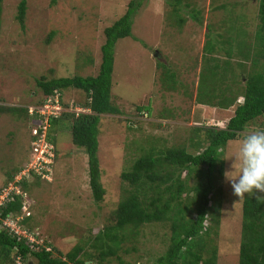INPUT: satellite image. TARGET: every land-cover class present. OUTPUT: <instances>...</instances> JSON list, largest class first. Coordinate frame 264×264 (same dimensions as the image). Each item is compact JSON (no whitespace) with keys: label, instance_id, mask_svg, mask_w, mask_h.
Wrapping results in <instances>:
<instances>
[{"label":"rangeland","instance_id":"obj_1","mask_svg":"<svg viewBox=\"0 0 264 264\" xmlns=\"http://www.w3.org/2000/svg\"><path fill=\"white\" fill-rule=\"evenodd\" d=\"M129 1L26 0V15L21 25L16 20L20 0H3L0 108L28 110L38 107L36 103L42 99V94L36 82L42 78L97 76L101 62L100 47L104 43L103 30L123 16ZM193 2L190 0L191 8L202 13V25L185 16L187 21L177 32L169 26L173 20L167 21V16L172 13L168 15L173 0H144L133 18L132 36L115 44L110 104L119 110V115L101 116L98 126L97 156L100 182L105 190L102 203L96 204L92 198L87 157L82 148L73 145L68 132L69 122L53 128L56 145L51 180L48 183L39 181L29 189L27 197L29 213L33 215L30 225L36 234L30 238L35 242L48 241L63 253L76 248L75 259L87 261V264H119L113 256H107L100 262L90 241L100 229L115 226L119 201L126 191L131 190L121 180V174L131 172L134 163L152 150L184 147L194 153L192 145H189L193 144L190 133L194 129L200 126L223 128L232 116L236 104L232 103L229 109H218L199 105L197 98L200 93H210L209 88H204L207 82L217 88L215 97L211 99L213 105L221 98L218 90H222L225 97H230L229 92L239 94L236 90L242 88V84L235 82H245V78L242 76L240 80L238 75L250 70L251 61L250 58L245 60L242 51L239 52L234 33L232 36L227 34L229 26L234 25L227 23L226 17L230 12L247 16V31L251 36L244 41L253 44L252 35L258 21L252 7L257 6V1ZM225 2L234 5L228 14L215 10ZM244 2L248 5L240 6ZM177 9L181 10L178 14L181 16L185 8L180 6ZM207 40L213 42L208 46L213 47L215 53L212 57L219 66L211 71L202 58ZM226 51L231 59L227 58ZM258 60L259 66L264 65V59ZM226 61L231 63L229 67L224 64ZM158 63L165 64L171 72L163 71L162 74ZM225 83L228 84L226 93L223 89ZM61 96L67 109H82L88 101L85 93L73 89L64 90ZM28 123L22 113L0 114V188L4 187L7 175L31 159ZM262 129L257 120L224 148L225 170L215 193L220 196L222 210L219 224L209 225L214 234L204 253V258H209L211 248H216V264H237L243 198L234 195L227 176L235 178L239 174V161L232 157L238 152L242 139ZM196 135L203 138V133ZM28 180L29 183L34 181L33 178ZM193 182L191 180L189 185ZM169 226L168 222L155 223L116 232V237H122V251L117 255L123 264H155L169 246ZM85 254H90L91 259ZM14 264L35 262L30 259Z\"/></svg>","mask_w":264,"mask_h":264},{"label":"trees","instance_id":"obj_2","mask_svg":"<svg viewBox=\"0 0 264 264\" xmlns=\"http://www.w3.org/2000/svg\"><path fill=\"white\" fill-rule=\"evenodd\" d=\"M193 1L191 0V3H194ZM143 2L144 0L129 1L123 16L103 30L104 43L100 47L101 62L97 76H74L48 80L42 78L36 82V86L42 94V99L36 103L38 105L56 92L62 95L63 91L67 89L81 91L87 97L88 101L83 105V108L87 109L89 113L80 114L77 117L74 114H63L60 118L52 120L47 138L55 147L53 128L61 127L62 123L69 122L68 132L71 134L73 145L82 148L87 157L88 184L96 204L102 203L105 196V190L100 182L101 171L97 156L100 117L119 115V110L110 104L114 47L118 40L132 36L133 18ZM255 2L257 6L252 7V11H255L254 15L258 25L252 35L253 44L244 41V38L251 36L247 31V16L233 14L229 8L231 6L234 8V5L226 2L215 9L223 10L225 14L230 12L226 21L233 23L234 27L230 25L227 34L232 36L234 33V42L239 52L241 50L244 59L250 58L251 61L250 70L245 74L238 75L240 80L243 76L245 82H235L242 84V88L236 90L239 94L229 92L230 99V97L222 95V90H218L221 98L217 104L213 105L211 99L215 97L217 88H213L207 82L204 88H209L210 93H200L197 98L199 105L218 109H229L232 103L236 104L232 116L228 118L223 128L200 126L194 129L190 133V141H193V144H189L192 145L194 153L187 151L184 147L155 152L152 150L134 163L131 172L121 174V180L127 183L131 190L130 192L126 191L122 200L119 201L114 217L115 226L100 229L93 236L92 242L90 241L99 255L100 262L105 261L107 256H113L119 264H123L117 255L122 251L120 247L122 237H116V232L121 233L129 227L138 229L144 225L168 222L171 230L169 246L164 255L155 261V264H216V248H211L209 258H204V253L207 242L214 234L213 228L210 229L209 225L219 224V215L222 210L220 196L215 193L217 183L224 175V148L228 142L236 141L245 128L257 120L260 121V125L263 127L262 131H264V121H261L264 118V65H258V59H264V0H255ZM2 3L3 0H0V29ZM191 3L190 0H173L168 15L172 13L171 16H167V21L173 20L169 26L174 30L177 29V32L182 30L187 21L186 17L198 25H202V13L191 8ZM246 5H248L247 2H244L240 6ZM180 6L185 8L181 16L178 15L181 10L177 9ZM26 10V0H20L16 20L21 25L25 19ZM173 15H176V19H173ZM209 30L210 27L207 26V31ZM207 36H209V32ZM208 43L213 44L207 40L206 46L202 50V58L205 59L209 71H211L217 68L218 64L212 57V53L215 51L212 46H208ZM226 53L227 58L231 59L229 52L226 51ZM207 56L209 58L206 59ZM224 64L229 67L231 63L226 61ZM157 67L162 74L163 71L171 72L165 64L158 63ZM238 67H241V64L238 63ZM224 85H226L223 88L226 93L228 84ZM63 105L65 106L64 103ZM1 113L18 115L22 113L30 127L41 120L38 115H29L26 108L1 107ZM198 133H203L202 139L196 135ZM193 135L194 137H192ZM27 164L7 175V181L3 186L13 182L15 176ZM191 180L194 181V184L190 186ZM39 181L43 180L40 177H35L32 183L24 180L16 184L20 187L22 196L12 197L10 202L1 207V219L7 215L21 216L23 198L28 197L29 189L36 186ZM1 190L2 188H0ZM32 217V213L29 216H22L17 225L27 234L34 236L36 234L30 225ZM241 219L237 264H264V193H256L253 197L243 198ZM36 240H39L37 236ZM77 252L78 250L75 248L72 252L63 253L48 241L42 240L41 243H35L27 238L14 235L7 228L0 229V264H14L16 261L26 262L30 259H33L35 264H87V261L75 259ZM123 252L125 251L123 250ZM85 256L91 259L90 254H85Z\"/></svg>","mask_w":264,"mask_h":264},{"label":"built area","instance_id":"obj_3","mask_svg":"<svg viewBox=\"0 0 264 264\" xmlns=\"http://www.w3.org/2000/svg\"><path fill=\"white\" fill-rule=\"evenodd\" d=\"M70 113H74L77 117L80 114L89 113V111L83 108L72 109L70 107L67 109L63 105L61 94L58 92L47 97L38 107L34 106L28 108L29 115H38L41 117L39 123L34 124L29 128L31 136V159H29L27 166L15 176L14 181L8 183L7 186L3 187L0 191V209L10 202L12 197L22 196V191L16 184L24 180L29 182V178L34 179L35 177H40L41 180L50 182L52 166L55 160V147L48 141L47 138L50 122L54 119L60 118L63 114ZM29 214L28 201L25 196L23 198L21 216L12 217L11 215H7L4 219H1L0 215V229L7 228L14 235L27 238L31 242H35L30 238V235L27 234L26 231L22 230L17 225V223L22 219V216H29Z\"/></svg>","mask_w":264,"mask_h":264},{"label":"clouds","instance_id":"obj_4","mask_svg":"<svg viewBox=\"0 0 264 264\" xmlns=\"http://www.w3.org/2000/svg\"><path fill=\"white\" fill-rule=\"evenodd\" d=\"M232 158L239 161V174L235 178L226 176L234 195L246 198L264 193V131L246 135Z\"/></svg>","mask_w":264,"mask_h":264},{"label":"crops","instance_id":"obj_5","mask_svg":"<svg viewBox=\"0 0 264 264\" xmlns=\"http://www.w3.org/2000/svg\"><path fill=\"white\" fill-rule=\"evenodd\" d=\"M27 164V163H26Z\"/></svg>","mask_w":264,"mask_h":264}]
</instances>
